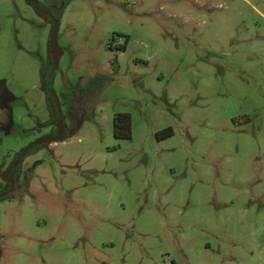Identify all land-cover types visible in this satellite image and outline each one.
Listing matches in <instances>:
<instances>
[{
  "label": "rangeland",
  "instance_id": "obj_1",
  "mask_svg": "<svg viewBox=\"0 0 264 264\" xmlns=\"http://www.w3.org/2000/svg\"><path fill=\"white\" fill-rule=\"evenodd\" d=\"M38 2L64 131L1 203L0 264H264V0ZM53 26L0 0V190L60 133Z\"/></svg>",
  "mask_w": 264,
  "mask_h": 264
},
{
  "label": "trees",
  "instance_id": "obj_2",
  "mask_svg": "<svg viewBox=\"0 0 264 264\" xmlns=\"http://www.w3.org/2000/svg\"><path fill=\"white\" fill-rule=\"evenodd\" d=\"M31 6L34 8H37V10L41 13L43 17L46 19H49L52 21L53 24L55 22H58L59 24L61 23L65 10L59 11V12H53L52 10L46 8L43 6L38 0H28ZM54 29V26H53ZM55 63L53 64V68L51 69H45L42 72V82L46 91V96H47V105L51 113V120L49 123H56L57 126L59 127L61 124V116L58 112V109L56 108V100L54 97V92H53V84H52V79L54 78L55 75ZM131 127H132V122H131V116L130 115H125L121 114L116 118L115 121V138L118 140H127L131 139L132 133H131ZM57 135V134H56ZM55 136V135H54ZM173 136L172 131H170V135L168 137ZM53 137V136H52ZM67 139V136L63 137L62 141H65ZM48 145H42L38 146L34 144L30 148H26L23 150V152L19 153L16 157V161L11 164L9 169L11 170V174L9 175V180L10 182H7L4 180L5 183V188L0 190V207L1 203L3 201L11 200L13 196V184H17V179L19 177L20 170L22 168V164L27 156H30L37 152L40 149H43L47 147ZM3 168H0V179H2V174H3Z\"/></svg>",
  "mask_w": 264,
  "mask_h": 264
},
{
  "label": "water",
  "instance_id": "obj_3",
  "mask_svg": "<svg viewBox=\"0 0 264 264\" xmlns=\"http://www.w3.org/2000/svg\"><path fill=\"white\" fill-rule=\"evenodd\" d=\"M56 25L57 26H55V28H54L53 37H52V43H53L52 44V51H53L54 61H56L55 64L57 65L58 64V57H59L58 43H57V33H58L59 23L56 22ZM59 132L60 133L58 134V136L56 138H54V140H45L43 142L38 143V145H43V144L52 143V142H59L62 138V133H63V124L62 123L60 125ZM7 177H8V174H5V176H4L5 181H7ZM13 188H14V184H13Z\"/></svg>",
  "mask_w": 264,
  "mask_h": 264
},
{
  "label": "flooded vegetation",
  "instance_id": "obj_4",
  "mask_svg": "<svg viewBox=\"0 0 264 264\" xmlns=\"http://www.w3.org/2000/svg\"><path fill=\"white\" fill-rule=\"evenodd\" d=\"M64 131V130H63ZM57 135L53 136V137H49L47 138V140H54V138H56ZM47 145H50L51 143H46ZM46 144H43V145H46ZM38 146H42V145H38Z\"/></svg>",
  "mask_w": 264,
  "mask_h": 264
}]
</instances>
